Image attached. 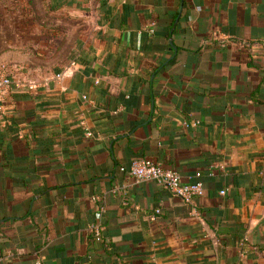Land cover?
<instances>
[{"label":"crops","instance_id":"0c3cea01","mask_svg":"<svg viewBox=\"0 0 264 264\" xmlns=\"http://www.w3.org/2000/svg\"><path fill=\"white\" fill-rule=\"evenodd\" d=\"M43 2L0 110V264H264V0Z\"/></svg>","mask_w":264,"mask_h":264},{"label":"built area","instance_id":"2783aa9c","mask_svg":"<svg viewBox=\"0 0 264 264\" xmlns=\"http://www.w3.org/2000/svg\"><path fill=\"white\" fill-rule=\"evenodd\" d=\"M34 85V83L25 79V77L20 74L0 73V110L3 108V101L10 89L14 87L17 89H33ZM91 135V132H87V136ZM120 169L137 182L154 181L167 187L187 203H192L195 196L202 195L204 192V183L200 179L201 173H197V177L199 178L197 181L185 182L179 172L171 168H165L157 161L149 158L135 159L129 166H121ZM113 191L117 192V189L115 188ZM221 193L224 194V191ZM102 209L103 207H100L97 212V217L99 219ZM157 212H160V210H157ZM99 219L96 224H93L95 239L97 241L102 240L101 223Z\"/></svg>","mask_w":264,"mask_h":264},{"label":"rangeland","instance_id":"374dc122","mask_svg":"<svg viewBox=\"0 0 264 264\" xmlns=\"http://www.w3.org/2000/svg\"><path fill=\"white\" fill-rule=\"evenodd\" d=\"M43 0H0V73L14 74V67L32 58V44L27 43L33 34L24 36L25 41H15L18 31H30L35 21L50 17L44 10ZM11 32H4L10 29ZM22 62V63H21Z\"/></svg>","mask_w":264,"mask_h":264},{"label":"trees","instance_id":"16d2710c","mask_svg":"<svg viewBox=\"0 0 264 264\" xmlns=\"http://www.w3.org/2000/svg\"><path fill=\"white\" fill-rule=\"evenodd\" d=\"M98 217H97V214H96V216H95V220H94V224H96L97 222H98ZM101 235H102V239H103V234H102V227H101ZM91 239H95V232H94V230H92L91 231ZM92 264H94V263H92Z\"/></svg>","mask_w":264,"mask_h":264}]
</instances>
